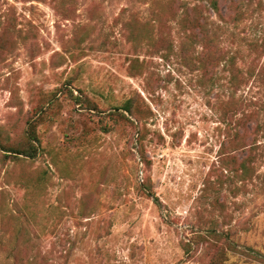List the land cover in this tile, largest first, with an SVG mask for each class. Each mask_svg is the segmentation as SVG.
<instances>
[{
  "label": "rangeland",
  "instance_id": "1",
  "mask_svg": "<svg viewBox=\"0 0 264 264\" xmlns=\"http://www.w3.org/2000/svg\"><path fill=\"white\" fill-rule=\"evenodd\" d=\"M237 1L241 21L223 3L189 46L184 13L160 22L152 1L0 0V131L19 141L53 97L41 155L0 152V264H210L223 249L227 264H264V0ZM135 20L153 37L139 52ZM137 95L153 115L143 146L144 124L102 128Z\"/></svg>",
  "mask_w": 264,
  "mask_h": 264
},
{
  "label": "trees",
  "instance_id": "2",
  "mask_svg": "<svg viewBox=\"0 0 264 264\" xmlns=\"http://www.w3.org/2000/svg\"><path fill=\"white\" fill-rule=\"evenodd\" d=\"M63 4L67 2V0H61ZM152 1L154 7V18L159 17L158 21L162 22L165 17L173 14V19L170 21L177 20V13L180 11L184 13L180 24L182 28H185L186 38L189 40V46H192L194 42L198 41V36H202V38H207L209 36V28H208V17L206 13L210 12L211 9L220 17L224 18L222 14L221 5L224 3L229 6L230 10L233 11L234 21L238 22L243 19L244 11L242 10L241 1L237 0H200V3H197L195 6H188L183 0H145ZM208 5H207V4ZM169 21V20H168ZM128 28L130 31V40L134 41L135 48L137 52L142 50L144 47L143 42H146L145 46L149 47L153 43V37L151 36V26L148 23L142 24L137 20L132 24H128ZM154 28V27H153ZM198 30V36L194 29ZM191 30V31H190ZM171 41H168V47L170 48ZM254 46V45H253ZM260 46L263 45L256 44V48L259 49ZM255 48V47H254ZM256 50V49H255ZM210 57H213L211 54ZM232 59V58H231ZM226 59V60H231ZM140 59H135L132 68H140L139 61ZM233 62V61H231ZM235 65V61H234ZM241 74L239 69H236L233 76L235 79H238L237 82L239 85H242L245 82L244 76H240ZM73 82L68 81V86H70ZM80 93L78 96H75L71 89H67L72 100H75L76 104H81L82 108L89 111H100L99 105L90 97H88L83 90L79 89ZM53 97L48 98L46 103L43 106L39 107L36 111V116L27 121V127L22 134V138L19 141L10 142L8 138L5 137L3 131H0V152L3 159L6 158H14L17 161L23 159L35 160L42 153L41 140L37 135L36 127L38 119L42 118L46 113V105L52 102ZM115 111L109 114L110 121L114 124V126L108 125L109 122L102 123V128L106 132H110L115 128V126L120 124H125L134 128H137V123L144 124L143 129L140 131L138 136V142L141 146H143L144 142L147 139L149 134V129H147V120H149L153 115L151 108L146 103L144 98L141 95H137L135 97H131L126 100L120 107H115ZM35 119V120H34ZM106 121V118H102ZM34 120V121H33ZM146 124V125H145ZM246 146H242L241 148H235L234 150L241 149L244 150ZM142 161L146 162L145 155L142 153ZM253 160L251 157L248 159H243L238 161L236 164L238 166V172H240L242 178L246 180L247 175L251 171V165ZM141 191H143L150 198L154 199L157 205L160 206L159 199L154 196L153 186L150 180L143 182L139 185ZM231 248L232 245L228 243ZM190 246V245H188ZM227 253L225 249L218 252V254L212 259L210 264H227L226 261Z\"/></svg>",
  "mask_w": 264,
  "mask_h": 264
}]
</instances>
